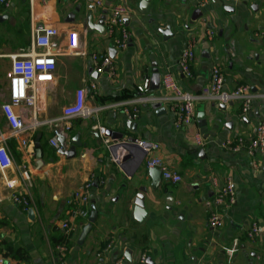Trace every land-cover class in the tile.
<instances>
[{"label": "crops", "instance_id": "obj_1", "mask_svg": "<svg viewBox=\"0 0 264 264\" xmlns=\"http://www.w3.org/2000/svg\"><path fill=\"white\" fill-rule=\"evenodd\" d=\"M141 0H12L0 24V105L8 98L10 55L27 53L33 28L56 26L60 42L66 44L69 30L82 36L84 53L57 60L55 80L44 88L45 101L39 117L45 122L24 133L11 145L16 165L7 176L20 179L22 165L31 172L30 195L35 216L12 199L0 178V247L5 260L18 264H104L105 258L124 257L123 264H264V233L255 241L247 236L254 222L264 229V149L254 156L221 147L239 136L250 140L264 123V0H152L146 10ZM125 4L129 11L125 25L131 34L129 46L117 50L98 31H88V17L98 23L114 6ZM201 15L195 16L196 10ZM170 26L172 37L159 32ZM212 36H209V34ZM197 43L193 77L187 78L178 59L187 43ZM117 50L112 71L96 79L90 72V54L109 55ZM219 64L225 72L227 90L249 85L252 107L241 114V104L222 108L210 100L195 103L193 123L177 127L169 101L172 94L159 90L140 92L157 67L160 76L174 74L184 91L199 94L209 82L210 70ZM96 80L97 92L88 94L89 116L61 120L62 107L73 102L75 92ZM141 113L135 130L128 129L124 107L136 99ZM154 101L163 102L167 112L158 114ZM205 117L198 119L199 112ZM69 126V130L65 129ZM105 127V135L100 133ZM156 142L159 149L147 157H160L176 170L182 181L162 180L153 190L147 176L146 158L135 151L126 173L109 148L117 140L111 132ZM200 136L203 145L196 142ZM111 142L107 144L105 139ZM140 166L136 169V164ZM257 164L255 167L254 164ZM143 175V181L140 180ZM236 189V203L224 210V224L209 225L207 201L213 200L226 177ZM217 179V186L213 179ZM91 182L92 201L98 217L83 245L78 244L87 221H72L73 231L67 253L61 258L57 246L67 218V201L82 183ZM145 188L146 219L134 218V200ZM15 190H22L17 184ZM112 242L104 259L99 252ZM130 254L128 259L125 253ZM21 253L23 257L21 258Z\"/></svg>", "mask_w": 264, "mask_h": 264}, {"label": "built area", "instance_id": "obj_2", "mask_svg": "<svg viewBox=\"0 0 264 264\" xmlns=\"http://www.w3.org/2000/svg\"><path fill=\"white\" fill-rule=\"evenodd\" d=\"M12 0H0V7L10 8ZM129 8L125 4H120L110 8L104 18L105 32L103 35L114 45L117 50H124L129 46L131 41L130 31L125 25V17ZM257 37H264V32L255 34ZM209 36H212L210 33ZM197 43L191 41L180 54L178 67L181 72L189 79L193 77L192 65L196 59ZM82 47V36L76 30H69L66 35V44L61 45L60 31L56 26H44L33 28L31 32V46L27 53L10 55L11 65L7 71L8 79V98L0 105V178L4 180L5 186L13 190L12 199L21 205L24 209L36 208V204L30 195L32 188L31 172L22 165L23 171L20 179H13L7 176V171L16 165L11 145L18 142L20 137L37 126L43 124L45 120L39 117V112L43 108L45 101L44 88L50 87L55 80V71L57 60L62 56H79L84 53ZM91 66L99 73H103L106 67H109L110 74H113V59L108 54L92 52L90 54ZM225 72L219 64H214L210 70L209 82L204 86L199 94H193L184 91L174 74L167 72L161 76V87L166 92H170L169 105L175 113V124L177 127H186L194 122L196 116L195 103L198 100H210L218 104L228 105L231 102L241 104V114L250 111L253 101V93L249 85H240L234 90H227L225 87ZM98 84L92 80L87 87L79 88L75 92V98L72 103L62 107L61 120L69 121L77 116H89L94 109L87 104L88 94L94 96L97 92ZM140 92L149 90V80L138 87ZM264 97V93L262 94ZM140 99L129 102L124 107V114L129 120H136L140 116L141 110L137 102ZM69 130V126H65ZM100 133L105 135L107 129L101 127ZM126 140V138H125ZM105 142L109 144L111 139L107 137ZM196 142L203 145L200 136L196 137ZM147 153L159 149L156 142H146L137 140ZM221 147L232 152L246 151L249 155L254 156L259 150L264 149V123L259 124L253 137L247 140L243 136L234 139H228ZM116 161V159H115ZM147 168H158L162 172L164 181L179 183L182 181L181 175L174 169L167 166L165 161L160 157H147ZM256 167L257 164L255 163ZM17 184L22 190H15ZM213 184L217 186V179H213ZM91 182L86 181L80 184L72 193L67 201L69 213L61 223L63 234L68 235L73 231L72 221H87L92 203ZM2 192L0 187V203L2 202ZM236 203V189L231 177H226L223 185L219 188L213 200L207 201L209 209V225L218 229L224 224V210L230 209ZM249 239L255 241L263 233V227L254 222L247 230ZM112 248V242L108 243L98 256L102 259L107 256ZM61 258L67 253L68 247L65 243L57 246ZM125 258H117L112 261L105 258L104 264H123ZM0 264H18L9 263L2 255L0 247ZM198 264H205L201 260Z\"/></svg>", "mask_w": 264, "mask_h": 264}, {"label": "water", "instance_id": "obj_3", "mask_svg": "<svg viewBox=\"0 0 264 264\" xmlns=\"http://www.w3.org/2000/svg\"><path fill=\"white\" fill-rule=\"evenodd\" d=\"M152 0H141L139 3V8L142 10H146L151 3ZM201 15V11L198 9L195 12V17ZM9 16L8 14H3L0 11V24L3 22H6L8 20ZM104 18L105 16H102L101 20L98 23H94L92 20V17H88V31H98L101 34H104L105 28H104ZM126 22V21H125ZM159 32L164 36L165 39H168L172 37L174 34L171 32V27L168 26L166 28H161ZM117 53V50L114 47H110L109 49V55L113 59L115 58ZM109 67H106L104 69V72H108ZM90 72L93 75L94 78L98 79L101 76V73L97 72L94 70V68L91 66ZM161 85V76L160 73L157 69V67H154L153 69V74L150 78V83H149V89L152 91H157L159 90ZM151 107L158 113V114H165L167 112L165 105L163 102L160 101H154L151 103ZM226 105H222V108H225ZM204 112L201 111L198 114V119L201 120L204 118ZM126 127L128 129L135 130L137 128V124L134 120H128L126 122ZM114 137L116 141L115 144H112L109 148L111 154L115 157L117 163L119 166L124 170L126 173L127 172V165H129L130 160L132 159L134 152L135 151H140L142 154V157L145 158L147 157V153L144 151V149L137 144V139L134 137H128L125 136L124 131L121 132H116L113 134L112 132L109 134ZM126 138V140H125ZM140 166V161L136 164V169ZM147 176L151 180V188L153 190H156L161 182H162V172L158 168H149L147 171ZM144 177L141 175L140 180L143 181ZM140 192L136 194L135 200H134V218L137 222L142 223L146 217H147V212L145 210V196L143 191H145V188L142 186L139 188ZM29 214L31 217L35 216V211L33 208L29 209ZM98 217V210H97V205L94 201L91 203V211L89 214V217L87 219L86 224L83 226L80 237L78 239V244L83 245L84 241L86 240L89 232L92 230L93 224L95 223L96 219ZM126 257L128 259H131L130 254L128 252L125 253Z\"/></svg>", "mask_w": 264, "mask_h": 264}, {"label": "trees", "instance_id": "obj_4", "mask_svg": "<svg viewBox=\"0 0 264 264\" xmlns=\"http://www.w3.org/2000/svg\"><path fill=\"white\" fill-rule=\"evenodd\" d=\"M72 232H70V234L65 235V234H61L58 243H65L67 245V247H69V242H70V237H71ZM23 257V254L21 253V258Z\"/></svg>", "mask_w": 264, "mask_h": 264}, {"label": "rangeland", "instance_id": "obj_5", "mask_svg": "<svg viewBox=\"0 0 264 264\" xmlns=\"http://www.w3.org/2000/svg\"><path fill=\"white\" fill-rule=\"evenodd\" d=\"M78 117V116H77ZM77 117H75V118H77Z\"/></svg>", "mask_w": 264, "mask_h": 264}]
</instances>
